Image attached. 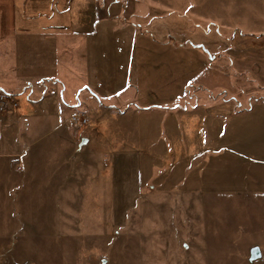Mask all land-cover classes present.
Listing matches in <instances>:
<instances>
[{
	"label": "crops",
	"instance_id": "crops-1",
	"mask_svg": "<svg viewBox=\"0 0 264 264\" xmlns=\"http://www.w3.org/2000/svg\"><path fill=\"white\" fill-rule=\"evenodd\" d=\"M3 1L0 92L18 107L0 116V168L22 224L35 223L18 204L29 190L55 219L76 208L78 182L96 184L94 205L116 221L148 193L202 208L264 198V99L237 109L234 96L244 80L264 90V13L236 0H200L196 17L115 0ZM200 86L233 99L185 105ZM22 226L29 238L46 231Z\"/></svg>",
	"mask_w": 264,
	"mask_h": 264
},
{
	"label": "rangeland",
	"instance_id": "rangeland-1",
	"mask_svg": "<svg viewBox=\"0 0 264 264\" xmlns=\"http://www.w3.org/2000/svg\"><path fill=\"white\" fill-rule=\"evenodd\" d=\"M115 1L131 2L150 16L180 8L195 17L200 13V0ZM236 1L252 5L254 13H264V0ZM3 3L0 0V6ZM237 88L235 101L242 108L254 99H264V90L255 83L244 80ZM208 101L209 94L200 90L185 105ZM11 177L0 168V264H264V198L202 208L186 194L148 193L128 214L120 213L116 221L111 206L94 205L91 198L96 184L78 182L76 208L62 207L54 219L52 212H47L46 218L42 216L41 200L29 190L31 198L18 204L27 220L34 219L40 229L46 230L41 232L43 237L29 238L20 227L29 225L33 231L37 227L32 221H19V207L12 213ZM16 193L20 199L22 192ZM245 224L248 230L241 229ZM255 248L260 250L257 257L252 256Z\"/></svg>",
	"mask_w": 264,
	"mask_h": 264
},
{
	"label": "built area",
	"instance_id": "built-area-1",
	"mask_svg": "<svg viewBox=\"0 0 264 264\" xmlns=\"http://www.w3.org/2000/svg\"><path fill=\"white\" fill-rule=\"evenodd\" d=\"M18 107V100L15 95H10L4 92H0V113L5 114L14 111ZM70 120L77 123L80 127H85L89 124L88 117L85 113L74 111Z\"/></svg>",
	"mask_w": 264,
	"mask_h": 264
},
{
	"label": "trees",
	"instance_id": "trees-1",
	"mask_svg": "<svg viewBox=\"0 0 264 264\" xmlns=\"http://www.w3.org/2000/svg\"><path fill=\"white\" fill-rule=\"evenodd\" d=\"M191 88L194 86H190ZM188 88L187 90V94H186V100L184 101V103H186V101H188L189 98H191L192 96V89ZM198 88V87H197ZM200 90L204 91V92H208L209 97H210V101L212 102H216V101H227V100H232L233 97L228 95L227 92L224 89H218L215 91H208L207 89L203 88L202 86H200ZM238 104V108L237 109H241L239 103ZM250 107V105L248 106Z\"/></svg>",
	"mask_w": 264,
	"mask_h": 264
},
{
	"label": "water",
	"instance_id": "water-1",
	"mask_svg": "<svg viewBox=\"0 0 264 264\" xmlns=\"http://www.w3.org/2000/svg\"><path fill=\"white\" fill-rule=\"evenodd\" d=\"M260 254V250L258 248H255L252 250V256L257 257Z\"/></svg>",
	"mask_w": 264,
	"mask_h": 264
}]
</instances>
